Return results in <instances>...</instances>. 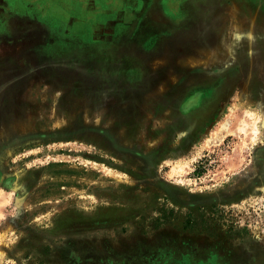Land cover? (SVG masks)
Wrapping results in <instances>:
<instances>
[{
  "label": "rangeland",
  "instance_id": "obj_1",
  "mask_svg": "<svg viewBox=\"0 0 264 264\" xmlns=\"http://www.w3.org/2000/svg\"><path fill=\"white\" fill-rule=\"evenodd\" d=\"M0 264H264V0H0Z\"/></svg>",
  "mask_w": 264,
  "mask_h": 264
},
{
  "label": "flooded vegetation",
  "instance_id": "obj_2",
  "mask_svg": "<svg viewBox=\"0 0 264 264\" xmlns=\"http://www.w3.org/2000/svg\"><path fill=\"white\" fill-rule=\"evenodd\" d=\"M198 99L201 100L200 94H196V95H193L190 98H188L186 100V102H184V104H183V107H182L183 111L187 112L188 110H190V108H192V106H194L198 102ZM211 100H212L211 95H208L204 100H202V102L205 101V103H206V101H207V103H209Z\"/></svg>",
  "mask_w": 264,
  "mask_h": 264
}]
</instances>
